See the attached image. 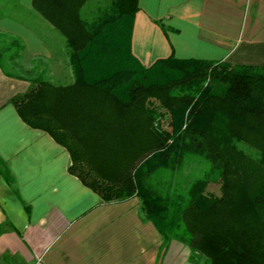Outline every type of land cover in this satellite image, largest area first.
<instances>
[{
    "label": "trees",
    "instance_id": "obj_1",
    "mask_svg": "<svg viewBox=\"0 0 264 264\" xmlns=\"http://www.w3.org/2000/svg\"><path fill=\"white\" fill-rule=\"evenodd\" d=\"M33 10L65 37L74 82L26 68L23 41L0 32L1 70L30 82L10 101L20 117L66 146L58 113L103 98V110L133 115L124 138L140 150L115 181L77 169L86 185L107 203L138 197L166 247L185 244L193 264H264V66L171 56L143 67L131 54L138 0H34ZM16 11L0 0V20ZM85 95L93 103L77 101Z\"/></svg>",
    "mask_w": 264,
    "mask_h": 264
},
{
    "label": "crops",
    "instance_id": "obj_2",
    "mask_svg": "<svg viewBox=\"0 0 264 264\" xmlns=\"http://www.w3.org/2000/svg\"><path fill=\"white\" fill-rule=\"evenodd\" d=\"M33 1L17 0L24 17L0 20V32L23 41L26 68L71 85L65 37ZM138 7L131 54L145 68L171 56L264 66V0H138ZM29 88L0 68V264H193L185 244L166 247L138 197L107 203L79 176L116 180L140 150L124 138L125 120L135 117L103 110V98L93 110L58 113L64 146L10 104Z\"/></svg>",
    "mask_w": 264,
    "mask_h": 264
},
{
    "label": "rangeland",
    "instance_id": "obj_3",
    "mask_svg": "<svg viewBox=\"0 0 264 264\" xmlns=\"http://www.w3.org/2000/svg\"><path fill=\"white\" fill-rule=\"evenodd\" d=\"M17 4H18V2H17ZM18 5H19V4H18ZM5 12H8V10H6ZM13 14L16 15V16H18V15L23 16V13H20V12H18V11L13 12ZM23 17H24V16H23ZM131 155H132V154H131ZM108 171H111V169H108ZM186 172L188 173L189 170H187ZM187 173H186V174H187ZM114 174H116V173H113V174H110V175L115 176ZM109 178H112V177H109Z\"/></svg>",
    "mask_w": 264,
    "mask_h": 264
}]
</instances>
